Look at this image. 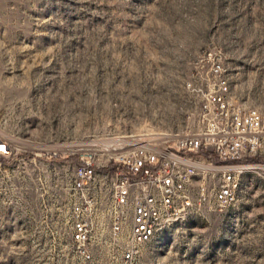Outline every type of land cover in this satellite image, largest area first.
<instances>
[{"label": "rangeland", "instance_id": "1", "mask_svg": "<svg viewBox=\"0 0 264 264\" xmlns=\"http://www.w3.org/2000/svg\"><path fill=\"white\" fill-rule=\"evenodd\" d=\"M216 61L235 101L264 112V0H0V129L23 143L0 163V264H124L104 247L77 260L45 220L46 166L75 164L46 157L196 131L189 84ZM134 264H264V171L243 176L235 205L187 215Z\"/></svg>", "mask_w": 264, "mask_h": 264}, {"label": "built area", "instance_id": "2", "mask_svg": "<svg viewBox=\"0 0 264 264\" xmlns=\"http://www.w3.org/2000/svg\"><path fill=\"white\" fill-rule=\"evenodd\" d=\"M201 68L206 73L189 84L199 98L196 131L109 147L76 142L48 153L47 161L75 162L48 164L41 196L45 220L69 233L77 260L92 262L104 247L134 264L144 246L187 215L235 205L243 176L264 171V112L235 101L221 61ZM21 153L0 129V163Z\"/></svg>", "mask_w": 264, "mask_h": 264}, {"label": "bare ground", "instance_id": "3", "mask_svg": "<svg viewBox=\"0 0 264 264\" xmlns=\"http://www.w3.org/2000/svg\"><path fill=\"white\" fill-rule=\"evenodd\" d=\"M17 143L19 144H23L21 141L19 140H15ZM118 142H122L121 140H115V141H101V142H95L96 144H99V143H103L106 147H109L111 145V143H114V144H117ZM57 147V146H56Z\"/></svg>", "mask_w": 264, "mask_h": 264}]
</instances>
